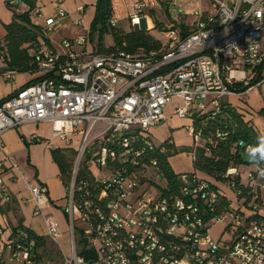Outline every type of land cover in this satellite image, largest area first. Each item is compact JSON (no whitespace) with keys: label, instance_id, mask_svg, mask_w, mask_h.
Masks as SVG:
<instances>
[{"label":"built area","instance_id":"built-area-1","mask_svg":"<svg viewBox=\"0 0 264 264\" xmlns=\"http://www.w3.org/2000/svg\"><path fill=\"white\" fill-rule=\"evenodd\" d=\"M64 1L56 0L55 16L43 18L40 26L49 43L41 40L35 55L36 79L0 104V208L12 199L4 179L23 181V202L34 217H42L45 236L58 243V223L43 214L51 204L46 187L25 179L3 140L23 124H47L46 146L70 153L69 172L61 179L70 251L61 264H264V182L255 174L245 175L254 194L249 202L234 191V179L241 177L234 167L219 186L195 173L180 174L179 196L165 197L156 161L144 160L168 152L153 142L150 131L165 120L174 100V115L192 120L209 108L215 115L223 98L242 94L234 86L248 91L264 83V0H206L191 20L179 17L164 30L161 51L137 56L88 50V32L54 45L49 35L68 18ZM176 1L159 0L167 9ZM150 10L143 0L130 2L129 26L148 30ZM31 15L42 17L37 8ZM116 23L109 21L112 27ZM15 74L0 75L10 81ZM190 132L197 146L200 135ZM224 136L217 133L216 139ZM32 140L40 142L35 134ZM255 171L259 175L264 168ZM223 188L234 203L217 215V198L226 197ZM218 223L216 238L211 229ZM32 246V241L7 242L0 259L33 264ZM83 249L92 250L95 260H85Z\"/></svg>","mask_w":264,"mask_h":264},{"label":"trees","instance_id":"trees-1","mask_svg":"<svg viewBox=\"0 0 264 264\" xmlns=\"http://www.w3.org/2000/svg\"><path fill=\"white\" fill-rule=\"evenodd\" d=\"M6 0L7 8L12 12V20L9 24L4 25L5 35L0 42V74L11 70L16 74L34 73L36 70L35 55L40 50L43 43L48 45V41L41 34L40 26L31 21V13L36 8V0H15L16 3L10 6ZM22 9V11H19ZM113 6L111 0H97L95 5V15L90 25L89 36L93 38L97 34V40L94 44V50L97 54L108 55L124 53L129 56H137L142 52L161 51V41L154 37L151 31L146 29L128 28L127 30L112 27L109 24L113 18ZM155 28L160 29L162 25L155 21ZM110 34L112 44L105 46L103 43L105 35ZM34 81V80H33ZM27 83L26 85L32 83ZM248 89L242 85H236L232 88L237 93H243ZM10 96V95H9ZM7 96L6 98H8ZM0 100V104L6 99ZM214 110L209 108L204 113H196L192 116L193 131L199 134L200 144L190 149L182 151L191 153L193 156V168L201 172L217 183L225 180L223 176L229 168H236L241 177L234 179V191L240 192L239 199H245V202L251 201L254 196L249 183L242 180V171L246 169L257 177L258 181L264 182V174L255 171L256 167L264 168V158L259 154H254L253 149L257 146L264 145V138L255 130L253 125L245 121L243 116L224 101L219 102V111L213 115ZM217 133L225 134L223 139H216ZM212 139L216 141V147H210L205 141ZM34 142V141H33ZM241 143V145H239ZM168 150L163 154L160 152L151 153L144 160H155L157 169L162 173L166 182V190L163 191L165 197L179 196V175L175 174L168 162V157L176 153V150L170 144H164ZM249 147L247 151L246 148ZM69 154L67 151L53 149L51 156L53 162L57 165L60 178L63 180L69 172ZM254 167V170H250ZM241 171V172H240ZM231 201L220 196L217 198L216 210L217 215L228 210ZM26 236L23 239L22 236ZM15 240H17L15 242ZM27 246L31 241L33 246L30 248L33 264L44 263L43 258H49V251L46 247L49 243L43 236L35 234L30 229L19 226L15 228L8 242H13ZM15 246V245H14ZM58 259L48 260L49 264H61L60 253ZM80 255L87 261H94L95 254L90 249H83ZM0 264H12L5 257L0 259ZM14 264V263H13Z\"/></svg>","mask_w":264,"mask_h":264},{"label":"crops","instance_id":"crops-1","mask_svg":"<svg viewBox=\"0 0 264 264\" xmlns=\"http://www.w3.org/2000/svg\"><path fill=\"white\" fill-rule=\"evenodd\" d=\"M97 0H65L62 4L63 9L68 14V18L59 22L57 29L49 35L50 41L56 45L63 39H74L82 32H90V25L95 15V5ZM90 8L89 14L86 16V9ZM36 8L39 9L42 17L36 18L31 15V21L35 25L42 26L43 18L53 17L56 14V0H36ZM82 8V12H79ZM153 12V9L149 13ZM114 16V15H113ZM114 18V17H113ZM115 19V18H114ZM12 20V12L6 6V0H0V42L3 40L5 31L4 25ZM72 20H78L79 25L75 26ZM128 21V19H127ZM148 20L149 31L155 28L153 22ZM118 27V22L116 23ZM126 28H130L129 22ZM157 38V37H155ZM161 41L160 38H157ZM162 42V41H161ZM88 50H94L93 38L89 36ZM3 65L0 63V68ZM18 75H20L19 78ZM36 79L34 73L15 74L11 79L13 84L6 86L3 82L5 79L0 75V100L14 93L20 87ZM233 98L230 100L229 98ZM243 116L245 121L250 122L255 130L264 138V83L259 87L250 89L242 94H234L222 99ZM173 104H178L174 100L165 110V120L150 131L153 142L158 145L170 144L176 153L168 157V162L175 174L195 173L198 177L208 180L212 183L213 179L201 172L195 171L193 168V156L191 153L182 151L194 147V138L190 132L193 129V121L188 118H179L173 113ZM39 126L47 124H23L15 130L5 133L3 140L7 152L14 158L17 164L24 172L25 179L35 185H44L51 201L50 206L43 210L44 216L52 217L59 225L61 236L58 243L51 242L46 236L43 226L42 217H34L32 207L23 202V198L27 196L23 181L10 182L5 178L10 190L11 202L0 208V248L6 250V244L9 241L12 231L22 226L30 229L35 234L45 237L49 244H53L60 253L62 262L63 257L69 255L70 236L68 232V224L65 216L61 211L64 203V188L61 182L60 173L57 165L53 162L51 150L46 146L49 138L37 131ZM37 136L40 142H33L32 137ZM70 159V157H69ZM222 187V186H220ZM227 191L228 195L224 192ZM223 193L230 201L233 194L223 188ZM232 196H231V195ZM82 249V248H81Z\"/></svg>","mask_w":264,"mask_h":264},{"label":"rangeland","instance_id":"rangeland-1","mask_svg":"<svg viewBox=\"0 0 264 264\" xmlns=\"http://www.w3.org/2000/svg\"><path fill=\"white\" fill-rule=\"evenodd\" d=\"M90 1V0H87ZM135 2L136 0H111L112 6H113V17L116 19L118 22V29L122 30H127L126 28L128 26V21H127V16H128V7L130 5V2ZM151 10L153 9V12L149 13V18L151 19V23L153 22L155 26V21L160 22L162 25V28L157 29V28H152V34L154 37L160 38L162 42H164V30L167 29L168 26L172 24L173 21H176L179 17H184L186 18L187 21L191 20L192 17L196 16L199 12L200 9L205 8L206 0L202 2V0H177L174 4H171L169 8L163 7L159 0H143ZM205 5V6H204ZM90 8L87 7L86 9V16L89 14ZM149 30V28H148ZM97 34L93 35V44H95V41L97 40ZM103 43L105 46H110L112 44V38L110 34L105 35ZM20 75H18L17 78H19ZM6 86H11L13 84V81H5L3 82ZM232 100L233 98H229ZM37 131L39 133L44 134L45 136L48 137L49 135V129L48 127H43L39 126L37 128ZM250 170H254V167H252ZM241 172V171H240ZM248 172L246 169L244 172L242 171V180L245 181V175ZM261 183V181H259ZM225 194L228 195V192L225 191ZM231 195V194H230ZM232 196V195H231ZM232 203H234V198L232 197L231 199ZM222 229L221 224H215L212 229H211V235L213 237H220V231ZM46 250L49 251V258L45 256L43 258L44 263L49 264L48 260L58 259V252L56 247L53 244H49L48 247H46Z\"/></svg>","mask_w":264,"mask_h":264},{"label":"clouds","instance_id":"clouds-1","mask_svg":"<svg viewBox=\"0 0 264 264\" xmlns=\"http://www.w3.org/2000/svg\"><path fill=\"white\" fill-rule=\"evenodd\" d=\"M254 154H259L262 158H264V145L257 146L253 149ZM264 174V172H262Z\"/></svg>","mask_w":264,"mask_h":264},{"label":"water","instance_id":"water-1","mask_svg":"<svg viewBox=\"0 0 264 264\" xmlns=\"http://www.w3.org/2000/svg\"><path fill=\"white\" fill-rule=\"evenodd\" d=\"M135 29H139V28L135 27ZM141 29H145V27L143 26Z\"/></svg>","mask_w":264,"mask_h":264}]
</instances>
